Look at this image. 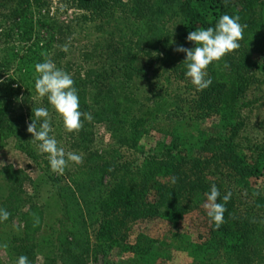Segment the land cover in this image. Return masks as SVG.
<instances>
[{
  "label": "trees",
  "instance_id": "trees-1",
  "mask_svg": "<svg viewBox=\"0 0 264 264\" xmlns=\"http://www.w3.org/2000/svg\"><path fill=\"white\" fill-rule=\"evenodd\" d=\"M77 1L81 10L90 13L85 19H101L106 26L113 22L108 51L103 56L108 59L111 51L110 56L118 55L109 68L96 62L81 70L78 80H73L80 110L91 113L95 123L108 125L116 135L129 124L119 143L131 149L142 142L146 123L136 116L128 121L138 105L135 78L141 72L135 66L133 51L155 54L162 67L184 75L186 54L176 48L195 46L186 39L190 31L214 27L218 17L225 13L238 16L243 30L239 47L208 66L206 71L212 83L198 95L200 116H215L222 124L219 136L207 137L200 132L199 138L187 137L183 126L177 125L159 132L161 155L143 152L142 163L134 167L113 165L115 157H120L118 150L112 156L88 153L68 182L57 187L64 214L55 236V258H47L45 264L97 261L103 248L92 241L91 228L96 225V239L101 245L121 249L123 256H133L134 264H264V150L247 148L238 152L234 142L242 127L239 101L253 77L252 58L264 54V0H130L124 4L119 1L118 16H114L118 4L114 0ZM17 11L12 12L14 17L23 15L25 10ZM25 19L17 23L27 40V53L20 62L32 75L41 59L36 43L29 44L34 26L28 14L27 22ZM176 21L180 24V42L171 45L170 25ZM91 87L97 89L93 104ZM12 88L8 86L14 93ZM8 106L7 100L0 99V127L6 125ZM27 154L37 161L30 151ZM2 173L13 189L8 195H0V208L10 214L7 220L0 221V226L19 211L15 208L20 201L18 192H23L26 183L22 172L13 166L3 167ZM212 184L218 186L221 196L232 194L226 204L224 223L216 229L205 215L207 228H192L187 224L189 211L185 202L197 194L204 195ZM245 189L253 197L252 203L243 204L240 195ZM21 219L24 237L17 240L25 247L18 255H26L34 264L38 260L36 243L44 228L45 213L39 205L30 203ZM152 221L157 223L151 224ZM132 222L139 223L138 231L134 242H126ZM159 223L165 227L160 231V236L166 235L164 239L151 234ZM156 245L164 247L163 256L153 253Z\"/></svg>",
  "mask_w": 264,
  "mask_h": 264
},
{
  "label": "rangeland",
  "instance_id": "rangeland-1",
  "mask_svg": "<svg viewBox=\"0 0 264 264\" xmlns=\"http://www.w3.org/2000/svg\"><path fill=\"white\" fill-rule=\"evenodd\" d=\"M114 1L118 3L114 7L116 10L114 16H118L121 6L119 1L124 4L130 0ZM111 4L114 5V2ZM17 10H25L23 13L25 16L14 17L12 12ZM27 14L34 26L33 40L29 44L36 43L41 62L51 59L57 67L68 72L73 80H78L79 72L93 67L96 62L104 64L107 69L108 65L118 58L116 54L110 56L113 51L108 53V59L103 56L104 52L108 51L109 33L113 22L106 26L101 19L94 21L85 19L90 13L81 10L77 0L38 2L0 0V86H2L0 99L9 102L6 125L0 127V195H8L13 189L2 173L3 167L13 166L26 178L23 192H18L20 201L15 204L19 211L11 221L0 226V264H15L19 257L18 253L25 247V244L17 239L24 237L21 213L30 203L39 205L45 213L44 228L39 233L36 243L38 260L34 264H45L47 258H55L57 249L55 236L59 227L58 222L64 214L63 203L57 195V187L66 184L70 174L78 169V164L74 162H69L63 173H56L50 169L47 154L39 152L37 142L31 140L32 134L27 131L31 122L32 107L49 109L52 122L50 135H54L58 145L66 152H75L84 159L90 152L112 156L114 150H118L120 157L116 156L113 160L116 167L140 165L144 159L143 152L161 155L159 132L170 130L177 125L183 126L187 137L195 138H199L200 132L207 137L219 136L223 130L217 117L200 116L201 111L197 102L200 90L189 78L174 69L162 67L157 62L158 56L155 54L147 55L144 52L133 51L135 66L141 72L135 78L138 105L129 114L128 121L132 120L133 116L146 121L143 126V140L139 146L131 149L119 143V138L127 132L129 124L122 127L123 129L116 135L110 131L108 125L81 118L82 126L78 130L67 132L63 127L62 118L48 104L47 97H40L36 93L34 81L37 74L34 72L28 75L27 68L24 69L20 62L27 53V40L17 27V23L22 18H26L27 22ZM179 26V21L170 25L171 45H178L180 42L177 38ZM65 46L66 52L63 50ZM252 59L255 63L250 67H253L251 71L253 77L245 95L239 101L238 118L242 127L240 135L234 139L238 152H243L247 148L256 149V152L264 150V54L256 55ZM8 86H13L12 89L16 91L11 93ZM96 94L97 89L91 87V104ZM27 151L36 156L37 161L29 156ZM231 189L235 190L232 187ZM240 196L243 198V204L252 203L254 200L248 189L243 190ZM205 200V195L197 194L192 200L185 202L189 211L187 224H190V227L203 230L207 228L205 219L207 214L203 206ZM154 222L156 221L150 223ZM138 224V222L130 224L131 233L126 232L129 236V239H125L126 242H134ZM164 228V224L159 223L151 230V234L158 237ZM97 229V225L91 228L92 241L96 246H102L103 250L101 249L97 261L90 264H134L131 262L133 256H123L121 249L109 248L108 244L101 245L96 239ZM165 237L166 235L160 236L161 239ZM153 253L163 256L165 249L161 245H156ZM54 264L60 263L56 261Z\"/></svg>",
  "mask_w": 264,
  "mask_h": 264
},
{
  "label": "clouds",
  "instance_id": "clouds-1",
  "mask_svg": "<svg viewBox=\"0 0 264 264\" xmlns=\"http://www.w3.org/2000/svg\"><path fill=\"white\" fill-rule=\"evenodd\" d=\"M243 26L238 16L227 13L218 17L214 27L200 28L190 31L187 41L194 42V47L188 48L180 45L176 51L186 54L184 75L198 89L203 90L212 83L207 74V68L213 62H219L226 54L239 47V38ZM63 50L66 52L67 47ZM37 74L34 87L40 97H47L48 104L62 118L63 127L67 132L78 130L82 126L81 117L91 121V113L80 110L78 89L75 87L71 75L51 59H45L34 66ZM27 131L32 134V141L37 142L41 154H47L50 169L56 173H63L69 162L80 164L82 157L75 152H66L58 145L52 132V122L49 109L46 107H32L31 122ZM206 200L204 208L210 224L218 229L224 223L226 204L231 199V192L221 196L216 184H212L209 191L204 193ZM218 198L223 202H219ZM9 212L0 208V221L7 220ZM15 264H30L26 255H20Z\"/></svg>",
  "mask_w": 264,
  "mask_h": 264
}]
</instances>
